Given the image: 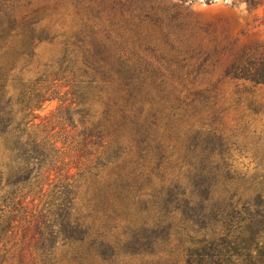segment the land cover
Returning a JSON list of instances; mask_svg holds the SVG:
<instances>
[{
	"label": "rangeland",
	"instance_id": "rangeland-1",
	"mask_svg": "<svg viewBox=\"0 0 264 264\" xmlns=\"http://www.w3.org/2000/svg\"><path fill=\"white\" fill-rule=\"evenodd\" d=\"M165 1L183 18L129 23L86 0H0V68H11L12 99L51 86L36 122L52 117L55 138L66 142L65 161L76 166L15 198L27 227L0 226V264H264V85L256 87L259 111L249 113L226 76L249 45L264 42V5ZM22 34L50 38L32 42ZM62 34L129 40L126 97L156 140L140 164L128 156L122 177L86 178L90 170L106 174L119 166L101 165L115 150L107 141L79 143L88 107L68 74ZM217 84L222 96L215 102L200 88ZM94 103L89 112L104 109ZM4 185L0 200H9ZM71 203L101 234L100 251L85 256L69 243L62 217ZM50 228L55 240H39Z\"/></svg>",
	"mask_w": 264,
	"mask_h": 264
},
{
	"label": "trees",
	"instance_id": "trees-1",
	"mask_svg": "<svg viewBox=\"0 0 264 264\" xmlns=\"http://www.w3.org/2000/svg\"><path fill=\"white\" fill-rule=\"evenodd\" d=\"M86 1L98 7L101 13L107 12V17L111 20L131 23L144 19L183 18L178 10L173 11L165 7V0ZM245 1L251 7L264 5V0ZM22 35L29 36L32 42L36 39L50 38V34ZM67 36L63 43L65 57L70 61L68 74L72 77L77 96L81 98L80 103L88 107L85 118L81 120L85 127L82 130L83 139L79 143L100 145L101 139L107 141L105 147L109 150L113 147L115 150L106 158V162L101 161V165L103 168L109 163H113L115 167L119 166L118 170L112 168L106 174L100 170H90L86 178H103L106 175L112 178L122 177L128 167L129 161L125 162L128 156L131 155L130 160L140 164L145 156L144 150L156 140H151V133L144 127L143 116L134 113L132 108L134 102L126 97L129 84L127 78L122 75V68L129 61V40L109 34ZM61 67L66 69L62 64ZM230 67L232 70H229L226 76L235 80L232 96L238 104L244 106V110L257 113L259 109L255 106L258 95L256 87L264 85V42L249 45ZM10 69L0 68V188L4 181V186L11 188L9 196L11 198L0 200L2 201L0 226L4 230L12 229L14 226L27 227L22 217L18 218L20 212L18 205L22 201L21 199L16 201L15 198L21 191L26 187L32 191V185L37 182L50 179L53 174L59 176L63 174V170L70 174L73 167H76L65 161L66 142L59 145L58 138H55L56 134L53 131L55 127H49L52 117L46 115L36 122L40 117L37 110L47 99L51 86L24 89L14 101L7 84ZM200 90L215 102L222 96V87L218 84L205 86ZM96 98L103 102L104 109L101 112L99 110L89 112L95 105L94 102L98 101ZM133 148L137 150L134 154ZM67 209L62 221L69 243H77L82 248L81 254L85 256L100 251L99 245L103 241L101 234L93 231L92 225L80 217L78 212H74L75 207L72 203ZM52 213L50 211V214ZM39 229H42V226ZM56 231L50 228L49 237L40 232L39 240H55V235L58 234Z\"/></svg>",
	"mask_w": 264,
	"mask_h": 264
}]
</instances>
